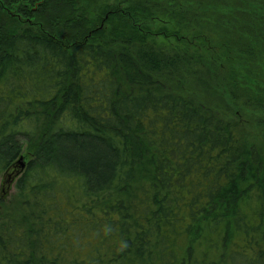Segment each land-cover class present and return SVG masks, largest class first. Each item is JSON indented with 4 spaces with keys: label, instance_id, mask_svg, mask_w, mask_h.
<instances>
[{
    "label": "trees",
    "instance_id": "16d2710c",
    "mask_svg": "<svg viewBox=\"0 0 264 264\" xmlns=\"http://www.w3.org/2000/svg\"><path fill=\"white\" fill-rule=\"evenodd\" d=\"M219 2L0 0V264H264V148L185 91L252 83L234 24L264 44L260 11ZM232 14L211 65L148 44Z\"/></svg>",
    "mask_w": 264,
    "mask_h": 264
},
{
    "label": "rangeland",
    "instance_id": "374dc122",
    "mask_svg": "<svg viewBox=\"0 0 264 264\" xmlns=\"http://www.w3.org/2000/svg\"><path fill=\"white\" fill-rule=\"evenodd\" d=\"M84 4L89 6L90 14L96 15L101 11L104 12L107 7L110 5L117 4L121 0H81ZM190 2V0H187ZM202 6L206 7L208 4V0H195ZM216 1V0H214ZM219 4L217 5L218 11L226 12L232 8H237L239 12H247L249 10L257 9L260 11L259 17L260 23L262 26V30L264 31V0H219ZM154 4L155 0H151ZM231 4L233 7L231 8ZM92 6V7H90ZM160 12V11H159ZM234 14V12H233ZM233 14L228 15L224 18V21H219V17L215 16L213 18H208V23L203 25L199 23V20H203L202 17L197 18L194 21L195 26H197V32L195 35H203V37L199 40H194L191 35H175L173 33H169L165 35L161 30V28H156L157 26L152 25L149 30L150 38L148 40L149 46L154 48L156 52H160L162 55L165 54L167 59L172 60L170 58V54L173 52H177L182 54L183 61H186L184 65H211L213 62H210L213 55L219 52L221 46L220 38L227 39L228 32H230L232 26L231 23H228V19L230 21L233 19ZM241 14L237 15V22L234 24V27L241 26L243 28L241 31V36L244 35V30L246 33V38L239 39V44L237 48L238 58H243L246 62L245 65H248V70L251 73V79L246 75H242V77L246 80L252 81V83L246 87L244 82L240 83L237 87V91L234 96H228L224 94V98L218 95L214 91V85L211 83V79H209V83L207 84L205 80L198 81L193 80L189 76L188 69L185 70L184 78L192 79V81L187 82L184 81L186 86L191 89H185L186 92L195 94L201 98L203 101H207V104L210 103L211 106L218 107L221 113H227V118L237 121L240 120L243 125V132L245 133V137L251 141H255L258 145L264 148V94H262L260 89H264V44H261L256 36H254L250 31H248V21L246 17L241 16ZM232 17V19H231ZM239 22V23H238ZM219 25L221 27L220 30L215 31V26ZM203 26V27H202ZM202 27V28H200ZM247 27V28H246ZM214 28V29H213ZM246 28V29H245ZM236 36H232L230 41L236 42ZM229 41V43H230ZM223 45V44H222ZM229 49V48H227ZM252 50H255L256 58L252 59L253 55ZM224 51V50H223ZM223 55V52L220 56ZM223 59V57H222ZM174 61V60H173ZM191 61V62H189ZM188 63V64H187ZM216 65L217 63L214 62ZM222 63V62H221ZM220 65L223 68L229 69V67H236L237 65H227L222 63ZM253 65V66H252ZM199 72V71H198ZM246 73V71H245ZM243 79V80H244ZM207 84V85H206ZM261 86L260 89H256L253 87ZM184 85V83H183ZM253 90V92H252ZM234 97V100L231 98ZM201 100V101H202ZM228 101V102H227ZM26 158H21L19 163L21 165H25ZM13 175H4L2 178L0 177V197L6 196V200L10 197V193H13ZM8 199V200H9Z\"/></svg>",
    "mask_w": 264,
    "mask_h": 264
}]
</instances>
